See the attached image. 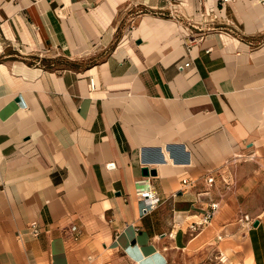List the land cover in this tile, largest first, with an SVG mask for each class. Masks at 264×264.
I'll return each mask as SVG.
<instances>
[{
    "label": "crops",
    "instance_id": "crops-1",
    "mask_svg": "<svg viewBox=\"0 0 264 264\" xmlns=\"http://www.w3.org/2000/svg\"><path fill=\"white\" fill-rule=\"evenodd\" d=\"M0 264H264L260 0H0Z\"/></svg>",
    "mask_w": 264,
    "mask_h": 264
},
{
    "label": "built area",
    "instance_id": "built-area-1",
    "mask_svg": "<svg viewBox=\"0 0 264 264\" xmlns=\"http://www.w3.org/2000/svg\"><path fill=\"white\" fill-rule=\"evenodd\" d=\"M225 1V0H224ZM178 4L181 3L180 1H177ZM262 6L264 7V0H260ZM174 13L181 14L178 11V7L174 6L173 7ZM187 21H190L186 18ZM194 39V38H193ZM192 39V40H193ZM189 66V62H184L183 64L179 65V68L182 69L183 67ZM91 86H93V83L91 82ZM211 178L208 180L211 182ZM182 184L187 185V184H192V182L188 181L187 179H182L181 180ZM137 197L142 200L145 203V210L151 211L154 208H156L159 204V199L154 191V189L147 183L144 188H141L137 191L136 193ZM218 207V203L216 202H210L208 208L204 211V214L198 222H193V224L190 226L191 231H196L199 229L200 226H203L204 224H208L210 222L211 218L213 217L215 210ZM31 234L33 236H38L40 234V228L36 222H31L29 224ZM71 231L75 230V226H72L70 228Z\"/></svg>",
    "mask_w": 264,
    "mask_h": 264
},
{
    "label": "rangeland",
    "instance_id": "rangeland-1",
    "mask_svg": "<svg viewBox=\"0 0 264 264\" xmlns=\"http://www.w3.org/2000/svg\"><path fill=\"white\" fill-rule=\"evenodd\" d=\"M182 6V5H181ZM189 12V11H188ZM191 13V15H190V19H188V20H190V21H188V22H190V24L189 23H185V22H183V21H181L180 20V22H181V24H182V26H183V28H185V30H186V32H187V34H186V39H189V36L190 35H195L197 32H200V31H197V29H195L194 27H193V25H198V23H200V22H202L203 20H204V17H201L200 16V14H199V12L198 11H196V13H194V12H190ZM206 18L207 19H205V21L206 22H211L210 21V18H212V15H209V16H206ZM204 21V22H205ZM177 24H180L179 22H176ZM180 24V25H181ZM210 26H212V25H210ZM184 34V33H183ZM194 38V37H193ZM192 38V39H193Z\"/></svg>",
    "mask_w": 264,
    "mask_h": 264
},
{
    "label": "water",
    "instance_id": "water-1",
    "mask_svg": "<svg viewBox=\"0 0 264 264\" xmlns=\"http://www.w3.org/2000/svg\"><path fill=\"white\" fill-rule=\"evenodd\" d=\"M141 174L143 176H148V175H154L155 170L153 168H148L147 166H144L141 168ZM257 221L254 222V225H257Z\"/></svg>",
    "mask_w": 264,
    "mask_h": 264
}]
</instances>
